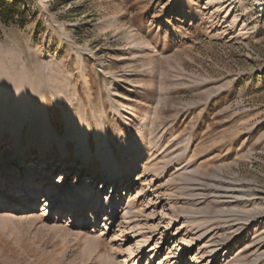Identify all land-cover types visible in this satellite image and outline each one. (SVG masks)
Instances as JSON below:
<instances>
[{
  "label": "rangeland",
  "instance_id": "obj_1",
  "mask_svg": "<svg viewBox=\"0 0 264 264\" xmlns=\"http://www.w3.org/2000/svg\"><path fill=\"white\" fill-rule=\"evenodd\" d=\"M0 85V111L23 116L43 91L62 131L86 106L74 115L106 125L124 174L106 183L114 212L88 228L87 193L73 218L61 200L46 210L44 191L29 207L0 197V264H264V0H0ZM3 131L1 181L22 188Z\"/></svg>",
  "mask_w": 264,
  "mask_h": 264
},
{
  "label": "bare ground",
  "instance_id": "obj_2",
  "mask_svg": "<svg viewBox=\"0 0 264 264\" xmlns=\"http://www.w3.org/2000/svg\"><path fill=\"white\" fill-rule=\"evenodd\" d=\"M171 10L172 7L168 9V11ZM119 17V15H116V20L119 19ZM74 83L75 82L73 78L66 75L64 80L58 86L56 85L58 88H60L58 92H62V90L66 92L70 89V87H72L71 85ZM1 84H3L2 81ZM38 84L39 83L37 82L35 83L36 86ZM35 91L38 92L39 90L36 88ZM88 91H90V87H88ZM27 93L28 92L25 94ZM67 96L64 97V100H67ZM88 98L92 99V95H89ZM59 99L62 100L63 98L59 97ZM31 103L32 105H29L23 116L15 114L14 111L10 112L8 108L0 111V128L4 130L3 132H6V134L9 135L10 139L13 140L14 143H16V146L12 151V156L7 157V162L12 165L11 170H14L13 174L16 175V171L22 168H26L27 172L29 173H26V176H24L25 178L22 179V183L24 184L22 185V188H17L3 185L4 183H7L8 180L3 179V181H1L2 171H0V197H4L9 202L8 204L21 201L25 202V204L27 203L26 207H29L31 204L33 205L37 203V199H39L38 195L44 191L46 194L43 196L44 199H42V201H44V207H46V210L49 208H60V210H63L65 205H61V203L67 202V205H69L71 218H73L75 217V215L73 216L75 207L77 208L76 210L78 213L84 209L83 207H85L84 199L82 198L75 200V195L77 196L87 193L89 195L88 198L91 199L89 207L91 208L93 205H96V208L90 210L88 214H78V219L81 220L79 227L88 228L91 225H96L97 223L95 221H91L89 215L94 217V219H97L96 214L99 211L101 212L102 210L108 209L110 210L111 214L114 212L113 210L116 203L114 204L113 197L115 196L114 193L110 195L106 192L108 189V185H106V183H108L107 181H117L119 186L124 177V174L121 170L118 172L115 170V150L111 146V143L109 144L108 131L104 132L103 130V132H98L99 130L97 128H100L104 124L94 125L92 124L90 118L78 120L74 114L79 112V110H85L86 106L82 105L78 107L77 110L76 108L70 106V110L66 112L67 118L62 131L57 127L58 120L54 114L50 112L48 108V97L43 93V91L35 94L31 98ZM1 104L6 106L5 99L0 101V106ZM83 114L80 113V115ZM86 117H89V115ZM14 118H17V122H14ZM104 127H106V125H104ZM92 132H94L96 138H98L95 139L96 144H94L92 141ZM53 144H57V147L60 151V157H57V161H62V164L56 163L53 167H51L52 160H50L48 155L53 150H51ZM32 148L39 149L40 154L37 157L32 156ZM71 151L72 154H69ZM70 155H72V162L67 164L66 160ZM94 155H96L95 158H93ZM92 159L100 160L101 162H99L102 163V168L98 172H91V169H89ZM22 163H24V165H21ZM64 166L66 167L65 176L60 177V180L63 179L62 188L57 187L56 181L52 183V188L49 189L48 184L50 175L47 174L48 170L51 169L53 171L52 176H59L61 172L60 169H62ZM127 171L129 173L132 172L131 168H128ZM75 174H78L77 182L73 186H70V188L67 187V184ZM27 177L30 179L28 180L29 182L26 181ZM134 179L135 177L133 176L132 180L134 181ZM99 183H101L100 186ZM126 183L124 185H120V188H122V186L130 188L131 185H128L127 181ZM77 186V191H74V194H72V190ZM63 188H68L69 191H71L70 194H63ZM95 190L96 194L94 193ZM59 200H61V203H59ZM105 202L108 204V206H102ZM69 222H71V220H69ZM151 248L152 249L150 251L149 257L153 258V252L155 251V248ZM161 262L162 261H159L158 264H161Z\"/></svg>",
  "mask_w": 264,
  "mask_h": 264
}]
</instances>
